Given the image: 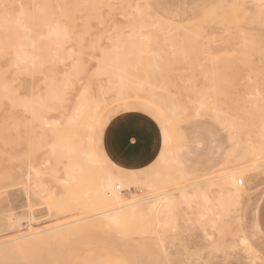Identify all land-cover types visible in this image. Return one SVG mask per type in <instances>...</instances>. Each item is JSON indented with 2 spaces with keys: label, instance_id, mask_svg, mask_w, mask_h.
Returning a JSON list of instances; mask_svg holds the SVG:
<instances>
[{
  "label": "rangeland",
  "instance_id": "obj_1",
  "mask_svg": "<svg viewBox=\"0 0 264 264\" xmlns=\"http://www.w3.org/2000/svg\"><path fill=\"white\" fill-rule=\"evenodd\" d=\"M146 2L161 19L143 8ZM108 4H101L99 10L94 11L93 20L89 18L88 22L74 15L72 23L79 22L83 26L77 28L82 30L79 39L85 38L83 47H89L81 49V57L75 55L78 48L71 42L58 48L57 43L52 70H44L42 79L38 76L41 89L32 95L35 97H29L30 79L25 75L20 93L22 100L37 99L39 92L45 95V84L50 80H61L60 83L66 82L73 89L103 91L105 99L114 91L129 88L126 90H130V95H124L123 100L105 102V109L100 112L91 134L86 130L80 132L75 122L64 123V113L72 104L65 105L68 108L64 109L66 103L57 101L56 107L62 105L61 110L55 108L57 102L46 106L28 104V108L27 103L0 104V264H264V233L258 223L264 175L259 172L256 182L251 174H233L234 179L241 178L245 186L236 213L222 187L225 174L237 171L246 158L260 164L257 168L264 173V22L249 28L251 25L245 22L246 0H109ZM54 20L58 30L66 26L59 15V0L54 1ZM112 25L115 28L111 29ZM132 30L135 34H130ZM87 42L94 44L90 47ZM113 44L116 45L114 50ZM156 50H160L161 56L158 57ZM116 54L120 59L129 60L118 62L123 69L115 70L117 62L113 61L112 67L108 60ZM77 58L83 71L75 64ZM115 59L117 61V57ZM123 62L128 63H125L127 67ZM111 67L112 72L124 71L126 87L119 83ZM106 70L107 75L103 74ZM76 71L78 74L74 73ZM198 101L204 102L202 110L196 109ZM222 110L226 114L221 113ZM32 111H37V118ZM217 111L220 116L225 114V118ZM230 114L239 119L235 139L232 131H225V127H232ZM145 125L152 126L160 137L152 160L142 158L139 151L134 152L143 141L137 135L144 132ZM101 131L104 146L111 150L108 159L112 166L131 169L141 179L136 185L131 184L135 187L133 196L126 195L136 202L130 217L125 220L124 211H118L121 216L117 223L120 224H115L121 232L115 224L97 214L101 210L96 211L98 205L89 200L100 168L106 166L104 159L95 157L99 164L96 168V163H86L84 158L81 173L74 174L73 182L69 183L63 179L67 178L66 173L73 163L70 150L68 154L66 150L51 152L57 144L64 147L73 142V148L74 145L84 147V138L90 135L91 141L87 142L93 151L97 150ZM65 132L69 136L68 143L63 142ZM228 132L232 139L228 138ZM210 138L221 148L217 150L211 145L212 157L205 146L197 149L198 141L207 144ZM236 141L240 145L235 146ZM127 144L131 149L125 156ZM80 149L77 150L80 152ZM74 153L78 156L77 151ZM99 154L97 150L96 155ZM79 159L83 160L78 158V162ZM29 164L35 169L30 170L27 179ZM146 175L153 177L155 186L146 188ZM77 185L79 189L75 188ZM153 187L156 190H151ZM194 187L205 190L212 200L223 191L225 215L207 214L203 207L205 202L200 198L179 199V193H192ZM164 193H168L167 198L171 200L158 201L156 197ZM212 203L216 210V201ZM32 232L35 237L29 242L6 243ZM241 237L247 238L250 244L240 243ZM248 244L252 251L247 250Z\"/></svg>",
  "mask_w": 264,
  "mask_h": 264
},
{
  "label": "bare ground",
  "instance_id": "obj_2",
  "mask_svg": "<svg viewBox=\"0 0 264 264\" xmlns=\"http://www.w3.org/2000/svg\"><path fill=\"white\" fill-rule=\"evenodd\" d=\"M54 1L55 0H0V104L10 103V105H11V104H19V103L20 104H25V103H27V105L30 104V106L32 104L33 105L39 104L38 106H46L48 104H52L53 102H54L53 104H55V102L59 101L60 103H62V102L66 103V104H64V107H63L64 109L68 108L65 105L72 104L71 109L70 110L68 109L69 111H66V110H65L66 112L64 111L65 112L64 114H66V120H65L64 123L69 124V123H74L75 122V126H77L76 129H79L80 132L86 130V133H90L91 134L90 131H92V129L95 128L96 121L99 118L100 112H102V110L105 109V107H104L105 106L104 105L105 102H107V104H110V103H115V101H117V100L119 102L120 98H122V100H123L124 95L127 96V94L129 93L130 90L127 91L129 88H125L124 91H122V92H120L119 90L114 91L111 94L107 95L108 97H107V99H105L104 98L105 92H103V91L93 90V89H89V88L88 89L87 88L73 89L72 86L70 88V86L66 82H61L60 83L61 80H59V81L50 80L49 84H45V85H47L46 88H45L46 89L45 95H43L42 93L39 92V94H41L43 96L40 95V97H38L37 99L29 98V100H22V98L20 97L21 96V94H20L21 90L23 89V85H22V80L23 79L22 78L25 75L29 76V79H30V85L28 83H26V81H25V83L29 85L28 89H29V92H30V96L29 95L28 96L29 97H35V96H32V95H36L38 89L40 88L39 87L38 76L41 75L40 77L42 79V76H43L42 72H44V70H47V69L52 70V67L54 66L53 65L54 62L52 63V61H53V59L55 57H57L56 53H55V45L57 43H58V45H57V48H58V47H60L59 45H63L64 43H67V42L70 43L71 42L72 46L74 48H76L75 45L78 48L77 51H75V55L79 56V58L81 57V55H82V53H81L82 50L81 49H87L89 47H83L84 43H85L84 46H86V42L84 40L85 38L79 39L81 37V35H82V30L81 29H77V28H82L83 26H82V23H79V22H76V23L73 22L72 23V19H73L74 15L78 16L76 18L81 19L82 22H85V21L88 22L89 18L92 19L94 17V15H95L94 11L99 10V7L101 6V4L107 5L108 2H109V0H107L106 2H104L105 0L104 1L103 0H59V15H60L61 18H64V20L66 22L65 23L66 26L64 28H60L58 30L57 26L55 25L57 23H55V20H54ZM246 4H247V9H246L247 12H246V15H245L246 16L245 17V22L248 24V26L251 25V26H249V28H251L252 25L257 24V23L258 24H262L264 22V19H263L264 18V0H246ZM126 6H127V4H126ZM120 7H121V5H120ZM143 8H145L148 11L149 10L152 11V9H150V7H149L148 2H146L144 4ZM152 12L155 13L154 11H152ZM155 15L158 17V19H161V18H159V16L156 13H155ZM123 20H124V18H123ZM213 21H215V20H213ZM162 22H164V24L167 23V21H162ZM71 23H72V26H71ZM125 24L126 23H124V26H125ZM140 24L143 26L144 23L140 22ZM217 24H218V22H217ZM176 25H177V23H176ZM203 25H205V24H203ZM209 25H211V24H209ZM58 27H60V25ZM110 27H111V29L115 28L114 25H112ZM69 28L70 29L74 28V30L71 29V31H70ZM180 29H181V27H180ZM209 29H210V27H209ZM251 31L256 32L253 29ZM136 32H137V30H136ZM109 33H110V31H109ZM121 33H119V34H121ZM205 33H206V31H205ZM130 34H135V31L132 30ZM241 34H242V32H241ZM196 35H198L197 32H196ZM145 36H148V35H145ZM122 37L124 39V36H122ZM99 40L100 39L97 38V41H99ZM105 40H107V39H105ZM115 41L117 43V40H115ZM148 41H150V40L148 39ZM88 43L91 45L90 47H92L93 44H94L93 42H91V43L87 42V45H88ZM111 43H113V42H111ZM96 44H98V43H96ZM117 44L120 47L121 44L119 42ZM169 44H171V43H169ZM114 48L116 49V45L115 44H113V50H114ZM157 49H158V47H157ZM160 50H161V48H160ZM160 50L159 51L156 50V51H158L157 52L158 57L161 56L160 55L161 54ZM176 51H177V49H176ZM67 52H68V50H67ZM178 52H179V49H178ZM261 53L259 54L260 56H261ZM113 54H115V53H113ZM119 56L121 57V55H119ZM100 57H101V55H100ZM116 57H117V61L115 59ZM116 57H115V55H113L114 60H112L113 58H111V57L109 58L108 57V60L111 61V63H112V64L110 63L111 66L115 65L114 63H116V62H117V65H118V62L120 64L123 59L125 61L129 62V60H127L125 58L120 59L117 54H116ZM257 57H258V55H257ZM59 58L62 59V56H59ZM63 60L64 59H62V61ZM100 61H102V59H100ZM113 61H114V63H113ZM170 61H172V60H170ZM80 63H81L80 59L78 60V58H77L76 63H75L76 66L80 67ZM125 63L126 62H123L124 65L123 64L122 65L125 66ZM126 64H128V63H126ZM131 66H133V65H131ZM112 67H114V66H112ZM112 67H111V70H110L111 72H112ZM120 67H121V65H118L116 67V69L115 68L114 69L117 70V68L119 69ZM125 67H127V66H125ZM155 67L156 66H154L153 68H155ZM75 68L77 69V67H75ZM81 68L82 67H80V70H81ZM107 68H110V65H108ZM72 69H74V68H72ZM104 69H106V67ZM104 69H102V70L104 71ZM155 69H157V67ZM53 70H54V68H53ZM119 70H118V73H117V71L116 72L113 71V72L116 73L115 76L118 77V81H120L119 83H122V86L124 84V87H126L125 84H128V83L124 82V79H123L124 78V71L121 70L122 73H119ZM81 71H83V69ZM71 73H72V71H71ZM74 73H77V71L74 72ZM107 73L108 72L106 70V73L104 72L103 74L107 75ZM51 74H52V72H51ZM103 74L102 73L99 74V77H100V75L102 76ZM110 74L111 73L109 72V76H110ZM63 75H65V74H63ZM71 76H73V75H71ZM90 76H91V74H90ZM90 76H88V77H90ZM49 77H51V75H49ZM52 78H55V77H52ZM90 78H89V80H90ZM130 79H132V78H130ZM67 80H69V79H67ZM67 82H69V81H67ZM81 82L82 81H80V83ZM71 84L72 83H70V85ZM135 85H136V83H135ZM24 86L27 87V85H25V84H24ZM67 86H69V87H67ZM122 86H120V87H122ZM138 88H140V85H139ZM25 90H26V88H25ZM43 90H42V92H43ZM94 91H95V94H94ZM60 93H62L64 95L61 97ZM133 94H135V93H133ZM129 95H130V93H129ZM59 102H57V104H55L54 106H55V108H57V109L60 108V110H61L62 109V105L59 108L56 107ZM199 102L200 101H198V107L196 109L201 108V110H202V105L204 104V102H203V104L201 102L199 104ZM28 107H29V105L27 106V108ZM206 108H207V106H206ZM33 109H35V107H33ZM35 110H38L37 106H36ZM169 111H171V110H169ZM218 111L220 112V110H218ZM41 112H42V109H41ZM43 112H45V111H43ZM215 112H216V110H215ZM219 112H218V115L220 114ZM223 112H225V111L222 110L221 113H223ZM32 113H35V117H36L37 111H34V112L32 111ZM62 113H63V111H62ZM225 114H226V112H225ZM225 114H223V115H225ZM59 115H61V114L59 113ZM223 115L221 114V116H223ZM230 115H228V116H230ZM235 116H232L233 117L232 118L233 119V123L229 122V124L230 123L232 124V127H230L231 125L230 126L229 125H224V126H229V128L231 130L228 127H225L226 128L225 129L224 126H223L225 131L229 130L230 133L232 131L233 135H231V136H233V138H234L235 135H237L236 123H239V119L237 118V116L236 117ZM226 117H227V115H226ZM224 118L222 120H224ZM228 119H229V121H231L230 118H227L226 120H228ZM36 121H37V119H35V122ZM219 121H221V120H219ZM221 122H223V121H221ZM221 122H219V124H222ZM173 124H175V123H173ZM223 124H228V123L227 122L226 123L223 122ZM173 127H174V125H173ZM230 133L228 134V136L230 135ZM68 137L69 136H68L67 132H65V134L63 135V142H67L68 143V141H69ZM91 138H92L91 135L87 136V138L86 137L84 138L85 139L84 141L85 142L88 141L90 143ZM228 138H230V136ZM230 139H232V137ZM79 140H80V138H79ZM210 140H211L210 145H215L217 147V150L221 149L220 146L213 141V139L210 138ZM59 142H60V140H59ZM82 142H83V139H82L81 143ZM85 142H83L84 143V147H82L80 145L79 146L77 145V147H78L77 148L74 145V148L76 147L78 150L80 148L81 149L82 148L85 149V151H83V149L81 151V149H80V152L76 148H75L76 149L75 150L73 147H71L73 142H72V144L69 143L70 145L66 144L64 147L62 145H59V144L55 145V149L52 147L51 152H53V154H56V152H58V150L60 152L62 150L63 151L66 150L67 154H68V152L70 150L71 155H73V157L70 155V157L73 158V161L71 160L73 163H72L71 168H69V170L66 173L67 174V178L63 179L64 182H66V181H68L69 183L73 182L74 177H75L74 174H76L77 172L81 173V166L83 164L82 162H85L84 161L85 159L87 160L86 163L88 162L91 165L95 164L97 162L95 157H101V158L104 159L103 155L102 156L101 155H96L97 150L93 151V149H91V145H89L88 142H87V145H86ZM130 142H132V141H130ZM238 144L239 143H237V141H236V144H234V145L237 146ZM81 145H83V144H81ZM85 145H86V147H85ZM56 149H57V151H56ZM71 149L77 151V153L79 152L78 156H74V155H76V153H74L75 151L72 152ZM81 152L87 153L86 155L88 157H86L84 155V153L81 154ZM79 154H81V156ZM235 155H236V153H235ZM47 156H48V154H47ZM47 156H45V157H47ZM75 157L77 158V161H76ZM233 157H234V155H233ZM78 158H81V159L83 158V160L79 159V161L81 163L78 162ZM94 160H95V162H94ZM104 161H105V159H104ZM98 165L99 164H97V166H95V167L97 168ZM258 166H260V164H257L252 159L246 158V160L243 163H241V165L239 166L240 168H238L237 171L225 174L226 180L224 181V184H223L222 187L224 188V192H227L229 204H232V206H233V213L238 212L237 208L240 207V199H241L242 195H244V193H245V186H242V184H243L242 179L240 178V179H236L235 180L234 177H233V174L240 173L243 176L246 175V174H251L253 176V178L256 179L255 181L257 182L258 173L262 172V174L264 175L263 170L257 168ZM67 167H69V166H67ZM99 168H100V166H99ZM99 168H98V170H99ZM112 168H113L112 164H110L108 162H106V166H105L104 169L101 170V168H100V172L101 173L98 174L99 176L96 177L98 179H95V182H94L96 185L93 184V185H95V187H94V191L95 192L92 189H90V199L89 200H91L94 204L98 205V207H97L98 209L96 208V211L97 210H101L97 214L103 215L104 219L107 220L110 224H115V223L119 222L121 214H118V213L121 212V211H124L123 217H125V220H127L126 217H128V216L130 217L131 210L134 208V204L136 203L135 199L129 197L131 195L133 196L132 190L135 189V187L131 186V184L132 185L133 184L136 185L135 182H140L141 179L139 180V179H135V177L134 178H130V177L124 176L122 174H116V173H114L112 171ZM32 169H35V166L32 165V164H29L28 172H27V175H26L27 179L29 178L30 170H32ZM33 174L37 175V172H34ZM80 175H81V177L83 176L82 174H80ZM158 175L160 176V174H158ZM152 178H149V176L144 177V179H145L144 182L145 181L147 182V186H146L147 189L149 187L153 186V184H154V186L156 185V181L152 180ZM82 179H84V178H82ZM259 180H260V178H259ZM259 180H258V182H259ZM159 181H161V180H159ZM239 181H240V184H239ZM116 182L118 184H115ZM203 182H202V184L205 183V182L204 183ZM141 183H143V182H141ZM193 184H194V182H193ZM198 184H200V183H198ZM75 188L79 189L78 185ZM155 188L156 187H153L152 189L151 188L150 189L153 190ZM189 189H190V187H189ZM194 189L196 190L195 187H194ZM198 189L199 190H196V191L191 189L193 192L189 193V194L187 192H186L187 194H184L185 191H184V193H179L180 194L179 195L180 196L179 199H182V200L185 199L186 200L187 198H190V197L193 198V199L200 198L202 200V202L203 201L205 202L203 204V207L206 210L207 214L212 213L214 215V213L217 212L215 214V216H217V217L220 216V215L222 216L223 214L225 215L226 211H225V209H223L224 205L222 204V198H223L222 197V193H223V191L222 192L220 191V193L217 195V197L213 199V200L216 201V205L219 206V208H218V206H216L218 209L216 208V210H215V207H214V205L212 203L213 200L208 196V194H206L205 190H203L202 188H198ZM107 190H108L109 193L105 194V192ZM178 190H181V189H178ZM91 191H93V192H91ZM175 191H177V189ZM72 192H74V190ZM171 192H172V190L170 191V193ZM167 194L168 193L161 194L160 196L157 195L158 197H156V199L159 198V200L157 199L158 201H164V200H167V199L171 200V198H167ZM126 195H129V196H126ZM171 196L172 195H170V197ZM156 199H153V200H156ZM158 201H156V202H158ZM156 202H153V203H156ZM56 207L58 208V206H56ZM146 211H148V209ZM94 216H96V215H94ZM101 218H102V216H101ZM82 219L84 220V218H82ZM128 220H130V218ZM10 221L13 222L12 219H10ZM126 222H128V221H126ZM84 223H86V222H84ZM117 224H120V223H117ZM115 226H116V229H118V231H119L120 227L117 228L116 224H115ZM9 227H11V225ZM119 232H121V231H119ZM31 237L32 238L35 237L33 232L30 233V234H27L25 236H20V237H17L15 239H13V240H9L6 243L7 244H13L14 242H17V241H20L21 243H25V242L31 241V239H30ZM247 240H248L247 238L241 237L239 239V242L246 244V243H249ZM247 250L248 251H252L253 250L252 246L249 245V247H247Z\"/></svg>",
  "mask_w": 264,
  "mask_h": 264
},
{
  "label": "crops",
  "instance_id": "obj_3",
  "mask_svg": "<svg viewBox=\"0 0 264 264\" xmlns=\"http://www.w3.org/2000/svg\"><path fill=\"white\" fill-rule=\"evenodd\" d=\"M137 136H138V138H142L143 141L140 143V147L136 148L137 151H134V152L139 151L140 152L139 154L142 158L144 157L146 160H149V159L152 160L154 155H155L154 152L158 149V146H159L158 140L160 137L155 132L154 128L150 125H145L144 132L137 135ZM102 139L103 138H102V131H101L100 136L98 138L99 143L97 146V150H99V152H100L99 155L104 156V159L106 162L112 164L108 159L109 155H111V150L109 149V147L104 146ZM166 141H167V136L165 135L164 136V142L166 143ZM99 144H102V147H99ZM130 144L129 145L127 144L125 149H124L125 156H128L130 154L129 153V150L131 149ZM204 146H205V150L208 151L210 156L212 157L210 139H209L207 144H203L202 141H198V143H197V149L198 150H201ZM112 171L116 174H122V175L128 176L130 178L135 177V179H139L137 177L136 173L131 169H123V168L114 166L112 168ZM146 176H148V175H146ZM258 223H259V225H260V227L264 233V197L260 200L259 205H258Z\"/></svg>",
  "mask_w": 264,
  "mask_h": 264
},
{
  "label": "built area",
  "instance_id": "obj_4",
  "mask_svg": "<svg viewBox=\"0 0 264 264\" xmlns=\"http://www.w3.org/2000/svg\"><path fill=\"white\" fill-rule=\"evenodd\" d=\"M239 184H240V181H239Z\"/></svg>",
  "mask_w": 264,
  "mask_h": 264
}]
</instances>
